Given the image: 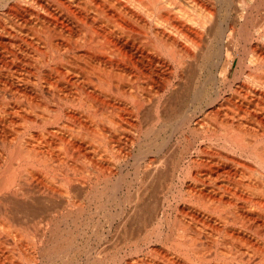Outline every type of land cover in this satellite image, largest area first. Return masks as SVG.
<instances>
[{
  "label": "bare ground",
  "instance_id": "1",
  "mask_svg": "<svg viewBox=\"0 0 264 264\" xmlns=\"http://www.w3.org/2000/svg\"><path fill=\"white\" fill-rule=\"evenodd\" d=\"M124 245L264 264V0H0V264Z\"/></svg>",
  "mask_w": 264,
  "mask_h": 264
},
{
  "label": "rangeland",
  "instance_id": "2",
  "mask_svg": "<svg viewBox=\"0 0 264 264\" xmlns=\"http://www.w3.org/2000/svg\"><path fill=\"white\" fill-rule=\"evenodd\" d=\"M238 25L236 26V30H238ZM230 60V62L232 61V58H230L229 59ZM228 60V61H229ZM178 141V136H177V138H176V140H175V142H177ZM179 142V141H178ZM180 145L181 146H184L182 143H180ZM127 172V171H126ZM128 173V172H127ZM129 177L128 176H126L127 177V179H131V177H132V174H131V170L129 171ZM113 206V207H112ZM109 209H111V211H114L115 209H116V206H115V204H113V205H110V208L108 207V210ZM114 209V210H113ZM89 210L90 211H94V209H93V207H90L89 208ZM170 217H169V223L166 225V226H164L165 228L166 227H168V225H169V227H173V225L175 226V224H176V222H177V219L176 218H178L177 216V213H174V212H171L170 213ZM176 221V222H175ZM177 225V224H176ZM199 228V227H198ZM200 229V228H199ZM124 250V251H123ZM111 252H109V256H111V258L109 259V261H108V263L109 264H117L118 262V259L119 258H121L122 257V255H123V257L126 259L128 256H130L131 254H133L135 251H134V247H132V246H127V245H124V246H122L121 247V250L119 249V251L117 250V249H112V250H110ZM118 251V252H117ZM123 252H124V254H123ZM141 253V254H140ZM120 254V255H119ZM139 254L140 255H146L147 254V250L146 249H142L141 251H139ZM114 255L116 256L117 255V257H118V259L116 258V257H114ZM125 256H127V257H125ZM113 257V258H112ZM123 262V263H122ZM120 264H124V259H123V261H121V263Z\"/></svg>",
  "mask_w": 264,
  "mask_h": 264
}]
</instances>
